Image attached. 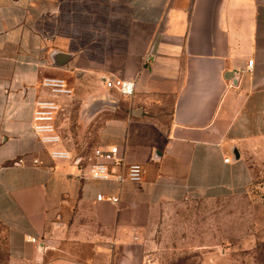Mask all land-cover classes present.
<instances>
[{
	"label": "crops",
	"instance_id": "0c3cea01",
	"mask_svg": "<svg viewBox=\"0 0 264 264\" xmlns=\"http://www.w3.org/2000/svg\"><path fill=\"white\" fill-rule=\"evenodd\" d=\"M111 75L137 78L133 95L106 87ZM45 76L71 92L53 97ZM39 98L59 106L54 147L116 144L143 180L81 177L50 157L33 130ZM233 196H250L264 229V0H0L8 264H141L160 203Z\"/></svg>",
	"mask_w": 264,
	"mask_h": 264
},
{
	"label": "rangeland",
	"instance_id": "374dc122",
	"mask_svg": "<svg viewBox=\"0 0 264 264\" xmlns=\"http://www.w3.org/2000/svg\"><path fill=\"white\" fill-rule=\"evenodd\" d=\"M260 214L250 196L162 202L143 231L141 264H264V229L253 221ZM4 234L0 225V264H8Z\"/></svg>",
	"mask_w": 264,
	"mask_h": 264
},
{
	"label": "built area",
	"instance_id": "2783aa9c",
	"mask_svg": "<svg viewBox=\"0 0 264 264\" xmlns=\"http://www.w3.org/2000/svg\"><path fill=\"white\" fill-rule=\"evenodd\" d=\"M247 62L249 69H252L254 66L253 59H249ZM136 81L138 82V79L135 77L127 78L114 75L104 77L103 79L106 87L114 89L122 96L133 95L136 88ZM41 83L53 97L71 92V89L61 77L45 76ZM58 108V103L53 98H39L36 99L34 104L33 130L39 140L45 146L50 147V150H47L50 157L61 159L72 158L74 163L81 166V177L114 179L116 181L127 179L135 183H140L143 180L144 171L141 163L126 162L124 155L116 144L107 148L96 146L87 153L75 155H72L66 149L54 147L60 141V135L54 124L55 114ZM225 160L229 161L230 158L226 157ZM33 162L37 163L38 160L34 159ZM13 163L22 164L24 163V159L20 157L14 160ZM96 197L98 199L106 198L111 203H117L119 200L118 196H104L101 193H98Z\"/></svg>",
	"mask_w": 264,
	"mask_h": 264
}]
</instances>
